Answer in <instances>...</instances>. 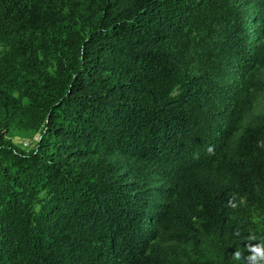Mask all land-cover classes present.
I'll return each mask as SVG.
<instances>
[{
  "label": "trees",
  "instance_id": "16d2710c",
  "mask_svg": "<svg viewBox=\"0 0 264 264\" xmlns=\"http://www.w3.org/2000/svg\"><path fill=\"white\" fill-rule=\"evenodd\" d=\"M0 47V264L264 239V0H0Z\"/></svg>",
  "mask_w": 264,
  "mask_h": 264
},
{
  "label": "clouds",
  "instance_id": "9594fccd",
  "mask_svg": "<svg viewBox=\"0 0 264 264\" xmlns=\"http://www.w3.org/2000/svg\"><path fill=\"white\" fill-rule=\"evenodd\" d=\"M18 95V93H13L14 97ZM24 102H28L27 97L24 98ZM247 239L250 243L246 246V254L239 250L234 251L233 259L239 261L240 264H264V239H258L254 234H249Z\"/></svg>",
  "mask_w": 264,
  "mask_h": 264
},
{
  "label": "rangeland",
  "instance_id": "374dc122",
  "mask_svg": "<svg viewBox=\"0 0 264 264\" xmlns=\"http://www.w3.org/2000/svg\"><path fill=\"white\" fill-rule=\"evenodd\" d=\"M1 49V47H0ZM264 76V70H262ZM264 99L258 101L257 105L254 107L253 111L249 116H255L257 114L264 112ZM14 143L23 149L33 148L35 142L37 141V135L31 137H16L13 139Z\"/></svg>",
  "mask_w": 264,
  "mask_h": 264
}]
</instances>
